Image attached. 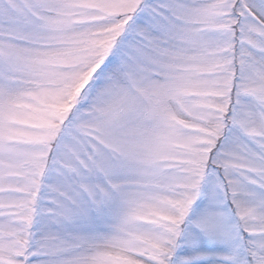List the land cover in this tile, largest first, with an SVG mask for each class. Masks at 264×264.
Listing matches in <instances>:
<instances>
[{
  "label": "snow or ice",
  "instance_id": "6c2138e0",
  "mask_svg": "<svg viewBox=\"0 0 264 264\" xmlns=\"http://www.w3.org/2000/svg\"><path fill=\"white\" fill-rule=\"evenodd\" d=\"M0 264H264V0H0Z\"/></svg>",
  "mask_w": 264,
  "mask_h": 264
}]
</instances>
